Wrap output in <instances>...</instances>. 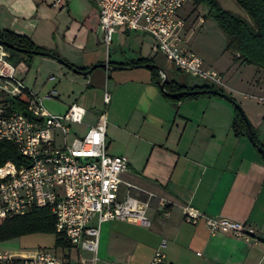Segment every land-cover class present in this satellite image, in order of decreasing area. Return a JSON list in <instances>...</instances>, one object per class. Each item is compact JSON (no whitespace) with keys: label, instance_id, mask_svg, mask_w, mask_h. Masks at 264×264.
I'll return each mask as SVG.
<instances>
[{"label":"crops","instance_id":"0c3cea01","mask_svg":"<svg viewBox=\"0 0 264 264\" xmlns=\"http://www.w3.org/2000/svg\"><path fill=\"white\" fill-rule=\"evenodd\" d=\"M188 2L193 8L185 14L178 11L184 21L178 33L182 45L199 56L204 66L222 73L227 92L238 102L264 147V104L256 99L264 97V73L241 64L224 50L226 38L218 25L209 24L220 39L218 50L195 42L193 28L204 32L208 21L203 15L188 21L192 9L198 7L192 0ZM45 10L67 14L64 37L70 55L64 54L65 58L84 70L94 66L88 75L77 73L84 81L71 102L94 109L87 125L95 122L103 108V93L109 92L105 106L107 152L128 161L120 175L119 196L129 191L141 200L151 197L147 209L150 227L106 222L98 240L99 245L102 237L104 254L122 263L136 260L137 264H150L154 251L165 240L164 264H264V160L246 136H235L230 130L233 109L227 100L202 96L173 101L151 82L148 68L124 65L149 58L159 73L177 80L173 72L159 66L157 60L163 55L154 51L151 36L143 42L146 33L141 31L115 32L121 48L110 56L111 42L108 47L102 43L98 6L92 0H0V30L33 41ZM245 68L250 76L243 79L240 74ZM187 77L197 82L186 85L204 84ZM50 91L58 96L55 88ZM159 202L165 203L166 215ZM185 207L205 216L246 223L255 230L254 236L243 240L211 235L202 220L196 225L184 221Z\"/></svg>","mask_w":264,"mask_h":264},{"label":"built area","instance_id":"2783aa9c","mask_svg":"<svg viewBox=\"0 0 264 264\" xmlns=\"http://www.w3.org/2000/svg\"><path fill=\"white\" fill-rule=\"evenodd\" d=\"M92 1L98 6V28L106 47L117 31H141L152 37L154 51L175 69L204 84L228 90L222 73L204 66L202 59L181 43L178 33L184 21L178 11L189 0ZM16 73L0 45V143H11L21 157L18 166L11 161L0 164V223L32 209L45 208L54 217L55 233L66 240L67 246H60L62 257L55 246L38 248L35 256L28 259H13L0 251V264H68L71 249L76 264H96L103 223L122 221L146 228L151 225L147 216L150 196L141 200L129 191L119 196L120 175L128 161L107 152L105 106L109 94L103 93V108L95 122L87 125L83 121L86 110L76 103L62 114H49ZM159 75L162 79L163 74ZM23 90L31 95L27 115L8 111L9 100ZM54 96L50 91L44 98ZM256 99L264 104V97ZM73 125L84 126L83 134L78 135ZM159 204L166 215L165 203ZM183 219L191 225L202 220L211 235L249 240L255 233L246 223L205 216L191 207L183 209ZM164 247L162 240L150 264H164ZM79 250L87 252L88 258H80Z\"/></svg>","mask_w":264,"mask_h":264},{"label":"trees","instance_id":"16d2710c","mask_svg":"<svg viewBox=\"0 0 264 264\" xmlns=\"http://www.w3.org/2000/svg\"><path fill=\"white\" fill-rule=\"evenodd\" d=\"M234 1L243 10L245 17L223 9L217 0H192V3L195 5L203 4L207 7V16L216 22L225 35V51L232 53L234 59L240 61L241 64L252 65L258 71L264 73V0ZM0 41L11 45V48L4 47V49L7 53L8 62L14 68L19 66L27 68L32 56L39 55V52H46L55 56L51 51H46L43 47L36 45L29 37L16 34L7 29L0 30ZM124 65L148 68L151 82L159 88L162 79L156 68L152 66L151 59L140 58ZM66 66L71 70H75L76 73L84 71L83 68L75 67L70 63H66ZM161 92L173 101L192 99L199 96H217L216 92L224 93L221 89H215L212 85L189 86L177 80H169L167 75ZM174 94L176 96L173 97ZM30 98L31 95L23 90L20 96L9 100L7 110L18 111L27 115L26 108ZM229 102L233 107L230 130L235 136H245L244 122L240 113L242 109L233 98L230 97ZM253 134L256 145L264 148L254 131ZM5 161H11L16 166L21 163V157L17 149L8 142L0 143V164ZM38 233L53 234L55 247L67 246L66 240L55 233L54 217L45 208L32 209L25 215L6 219L0 223V241Z\"/></svg>","mask_w":264,"mask_h":264},{"label":"rangeland","instance_id":"374dc122","mask_svg":"<svg viewBox=\"0 0 264 264\" xmlns=\"http://www.w3.org/2000/svg\"><path fill=\"white\" fill-rule=\"evenodd\" d=\"M87 2V0H85ZM222 8L229 10L235 14H241L245 16L243 10L236 4L234 0H218ZM190 2L186 3L180 10L179 14H185L186 10L190 7L193 8ZM192 6V7H191ZM202 15L207 19L204 32H198L194 29L193 38L195 42H202L206 47L211 48V50H218L220 48V39L215 36L213 29L209 28V24L217 25L216 22L209 16H207V7L203 4H199L197 10L192 9L190 13V18L188 21L195 19L198 20ZM194 21V24H195ZM68 24V18L65 11L63 12H53L51 10H45L42 13L40 26L38 27L34 40L40 44L38 46L43 47L46 51H51L55 54L53 57L33 55L31 62L27 68H22L19 66L17 68L16 77L21 79L23 85L32 91L33 94L41 100V105L49 114H62L66 110V105L74 101V99L79 95L80 84L83 80L82 76L72 72L66 66V63H70L64 56L70 55V48L65 40V29ZM207 28V29H206ZM200 33V34H199ZM141 37V36H140ZM33 40V42H34ZM150 40V35L144 34L143 42L146 43ZM35 43V42H34ZM36 44V43H35ZM36 44V45H37ZM121 45L118 44L115 35L112 36L111 46L109 48V55L112 56L115 52H119ZM63 61V62H59ZM160 64L159 66H165V71L168 73L173 72L180 83L190 84L197 82L196 80L189 79L183 73H179L173 68V65L169 63L166 59L160 58L157 60ZM71 64V63H70ZM241 76L243 79L250 76V71L248 68L241 70ZM109 74L112 71L108 72ZM51 78V79H50ZM111 78V77H110ZM3 83L0 80V84ZM215 89H221L226 95L230 98L229 93L224 88H219L214 86ZM55 88L57 92V97H50L45 99V95L49 91ZM108 94L109 92L106 91ZM3 97L0 94V98ZM199 96L198 98H201ZM110 99V95H109ZM185 101V100H183ZM231 109H233L231 102L227 101ZM236 102V101H235ZM203 106L206 107L205 102H200ZM207 103V102H206ZM238 104V102H237ZM201 105V106H202ZM239 105V104H238ZM240 106V105H239ZM201 109V108H200ZM210 106H208V110ZM212 109V108H211ZM210 109V110H211ZM86 115L84 116L83 121L89 122L93 117L94 109L90 106L86 107ZM102 108L98 111V113ZM106 112V109H105ZM245 114V113H244ZM246 116V115H245ZM248 119V118H247ZM72 129L77 132L78 135L83 134L85 131L84 126L73 125ZM151 208V207H149ZM107 224L103 223L100 228L101 231H104V228ZM54 246V235L53 234H30L18 238H12L5 241H0V251H4L13 259H28L35 256L38 248H52ZM56 250L59 255L62 257L61 247L56 246ZM71 255L68 261V264H76V258L73 254V250L70 251ZM89 254L85 251L79 250L80 258H88ZM116 258L112 259L109 256L104 254L103 240L99 241L97 253H96V264H117L122 263L118 262ZM128 262H133L137 264L136 260H131ZM66 263V261H64Z\"/></svg>","mask_w":264,"mask_h":264},{"label":"water","instance_id":"95a60500","mask_svg":"<svg viewBox=\"0 0 264 264\" xmlns=\"http://www.w3.org/2000/svg\"><path fill=\"white\" fill-rule=\"evenodd\" d=\"M0 45L6 47V48H11V45L6 43V42H3V41H0ZM39 55L40 56H47V57H53L51 54L49 53H46V52H39ZM61 63V61H59ZM153 67H155L157 70H160L157 66L155 65H152ZM121 68V67H118V69ZM94 69V66L90 67L89 69L87 70H84V71H78L79 74L85 76V75H88L92 70ZM72 72H75V70H72ZM163 74V78H162V81L160 82L159 84V89L160 91H163V86H164V83L166 81V75L165 73H162ZM194 93H197V92H194ZM199 93V92H198ZM216 95L218 97H221L227 101H229V97L225 94V93H221V92H216ZM176 96V94L173 95V97ZM241 113V116H242V119H243V122H244V134L246 136V138L248 139V141L251 143V145L253 147H255L257 153L262 157V159L264 160V148L260 147V146H257L255 141H254V134H253V131H252V127L247 119V117L245 116L244 112L241 110L240 111Z\"/></svg>","mask_w":264,"mask_h":264}]
</instances>
